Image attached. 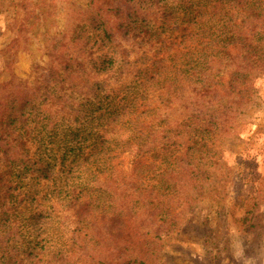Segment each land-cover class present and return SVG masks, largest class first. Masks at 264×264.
<instances>
[{
  "label": "trees",
  "instance_id": "trees-1",
  "mask_svg": "<svg viewBox=\"0 0 264 264\" xmlns=\"http://www.w3.org/2000/svg\"><path fill=\"white\" fill-rule=\"evenodd\" d=\"M76 20L50 68L0 83V264H158L220 187L216 144L264 73V0H92ZM143 45L166 54L110 89Z\"/></svg>",
  "mask_w": 264,
  "mask_h": 264
},
{
  "label": "rangeland",
  "instance_id": "rangeland-1",
  "mask_svg": "<svg viewBox=\"0 0 264 264\" xmlns=\"http://www.w3.org/2000/svg\"><path fill=\"white\" fill-rule=\"evenodd\" d=\"M91 1L0 0V83L12 79L26 84L36 78L33 67L50 68L52 44L70 36L71 24ZM164 54L157 47H134L127 56L132 72L121 81H108L110 89L133 88L134 72ZM253 84L255 92L238 126L216 144L221 157L216 176L223 175L213 182L220 187L214 186V194L206 190L195 218L170 240L158 264H264V73ZM137 95L150 108L161 105L150 92ZM119 157L118 168L124 170L129 157Z\"/></svg>",
  "mask_w": 264,
  "mask_h": 264
}]
</instances>
